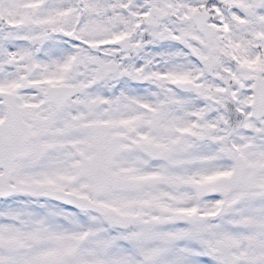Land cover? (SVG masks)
I'll return each mask as SVG.
<instances>
[{
    "label": "snow or ice",
    "instance_id": "6c2138e0",
    "mask_svg": "<svg viewBox=\"0 0 264 264\" xmlns=\"http://www.w3.org/2000/svg\"><path fill=\"white\" fill-rule=\"evenodd\" d=\"M0 264H264V0H0Z\"/></svg>",
    "mask_w": 264,
    "mask_h": 264
}]
</instances>
